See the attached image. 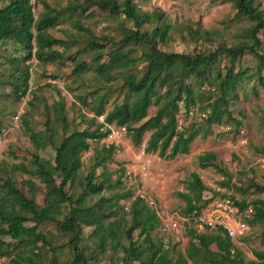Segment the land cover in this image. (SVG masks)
Returning a JSON list of instances; mask_svg holds the SVG:
<instances>
[{
    "label": "trees",
    "instance_id": "trees-1",
    "mask_svg": "<svg viewBox=\"0 0 264 264\" xmlns=\"http://www.w3.org/2000/svg\"><path fill=\"white\" fill-rule=\"evenodd\" d=\"M233 1L236 16L250 23L242 30L243 38L230 45L221 41L213 49L194 53L161 50L158 45L168 43L173 24L160 11H142L133 0L120 3L116 0H84L82 3L67 5L72 13H84L92 5L107 9L112 14L121 9L125 19L133 23V26L121 27L120 39L111 38L113 46L105 60L101 61L102 53L99 52L105 47L104 44L94 39L87 42L91 51L95 52L92 64L72 57L76 78L92 70L100 88L119 79L124 96L120 103L106 110L107 93L100 92L99 87L92 90L89 93L94 104L91 107L94 113L90 119L92 128L73 130L68 135H59L54 127L55 120L64 121L61 114L63 103L54 106V121H47L44 130L33 129L26 114L29 109L18 116L34 150L51 147L54 156L52 159H43L33 154V172L22 163L15 166V170L33 173L40 178L42 185L34 189L36 184L29 182L32 187L28 194L16 186L10 177L3 178L0 166V258L7 257L14 262V257L19 252L23 253L22 248L28 247L30 254L26 256L27 263L40 264L43 261L40 245L45 244L54 252V247H50L44 239L40 226L53 221L60 205L66 203L69 206L68 213L60 226L73 232L68 244L73 246L74 257L69 264H99L101 261L97 260L99 255L94 254L89 259L80 253L77 241L81 238L82 226L94 227L97 236L95 244L103 254L107 245L113 244L115 251L105 260V264H187V259L193 260L195 264H237L242 261L240 250L221 230L204 228L196 231L194 226L190 227L192 223L195 225L190 215L192 210L201 209L214 197L204 196L207 187L196 172H192L187 181L186 185L192 194H185L186 208L183 215H180L188 217L184 222V232L188 227V247L175 259L169 256V245L173 240L169 239L164 244V236L153 234L154 231L160 233L161 228L156 209L135 195L130 186L126 187V169L119 173L115 182L110 181L109 172H102L103 177L97 180L95 170L98 167L104 168V163L112 160L114 144L93 151V164L84 176V187L77 198L74 199L65 190V185L72 184L78 176L82 166L81 154L90 149L88 140L99 142L109 133L105 125L125 127L133 145H144L145 153H153V157L158 154L165 159L188 153L197 136L206 138L208 135L206 128L195 121L183 126L178 119L180 112L192 120L196 116L201 118L207 126L226 124L233 125L235 130L240 126L241 122L232 115L230 106H233L237 98V89L242 85V80L248 79L254 83L253 90L257 84L264 87V42L259 38L260 31L264 29V10L259 8L255 0ZM34 5L30 0H7L0 6V45L11 46V50H7L10 57L7 58L9 70L6 82L17 99L28 93L31 81L30 63L20 65L21 62L32 58L38 63L63 59L64 53L54 50V45H61L65 51L70 44L67 40L55 38L47 30L57 25L63 14L46 5L47 10L35 17ZM73 24L79 29L83 27L78 20H74ZM145 24L149 28L142 30ZM188 31L193 40H208L212 36L211 31L200 26H190ZM245 54L252 55L255 68L248 66L235 69ZM223 60L225 64H222ZM139 63L142 64L141 68H138ZM85 96L76 93L75 102L87 105ZM26 103L29 107L33 102ZM151 106H155L156 110L154 114L148 115ZM100 115H103V122L96 123ZM146 132L150 134L144 142ZM9 151L13 155V151ZM216 159L214 151H206L197 156L201 168L212 167L229 177V173L216 163ZM220 184L227 185L225 182ZM114 186L120 189L109 197L99 195L96 202L84 206L83 202L88 195L114 190ZM257 188L264 191V186ZM122 199L129 201L128 206L119 203ZM235 203L239 209L249 204L244 200H235ZM250 204L254 212L249 222L264 221V200L256 199ZM117 209L130 215L129 226H125L127 220L123 216L117 217ZM111 217H115L114 220ZM134 229H138V232L133 239ZM119 232L129 241L128 244H120V254L116 253ZM262 238L264 242V228ZM254 255L256 260H252L251 264H264V250L254 251ZM45 263L66 264L57 263L54 255Z\"/></svg>",
    "mask_w": 264,
    "mask_h": 264
},
{
    "label": "rangeland",
    "instance_id": "rangeland-1",
    "mask_svg": "<svg viewBox=\"0 0 264 264\" xmlns=\"http://www.w3.org/2000/svg\"><path fill=\"white\" fill-rule=\"evenodd\" d=\"M83 1L35 0L33 8L35 17L47 10L46 5L54 7L63 14L60 22L47 30L55 38L67 40L70 44L68 50L65 51L61 45H54V50L64 53L65 58L63 59L38 63L32 58L29 61L21 62L20 65L30 63L31 81L28 93L20 99L11 93V86L6 82L9 70L7 58L10 57L7 50H11V46L0 45V125L2 127L0 133V166L3 178L10 177L16 186L26 191L27 194L32 187L29 182L32 181L33 184H36L34 189L36 186L42 185L40 178L33 173H24L20 169L15 170V166L22 163L33 172V154H37L43 159H52L54 152L51 147L35 151L18 116L20 117L29 109L26 114L33 129L36 131L44 130L47 121H54V106L63 103L61 114L64 121L55 120L54 127L59 135H68L73 130L92 128L90 119L94 117L91 109L94 104L89 94L92 90L99 87L100 92L107 93L106 110L111 109L114 104L120 103L124 96V90L120 89L121 80L119 79L100 88L101 85L96 80L92 70L85 72L78 78L73 73L74 62L72 57L88 64H92L94 61L95 52L91 51L87 45L89 39L104 44L105 47L99 51L102 53V61L106 59L108 51L113 46L112 42L114 41L111 38L120 39L121 27L124 25L133 26V23L125 19V15L120 12L121 9L118 13L112 14L107 9H100L92 5L84 13L80 11L72 13L71 9L67 7L70 3L76 4ZM122 1L116 0L117 3ZM6 2L7 0H0V6ZM133 2L142 11L162 12L166 19L173 24L168 43L158 45L161 50L165 51L206 52L215 48L221 41L230 45L239 38L240 40L243 38L241 36L242 30L250 24L248 20L236 16L233 0H133ZM255 3H258L259 8L264 10V0H255ZM74 20L79 21L80 25L83 26L82 29L74 26ZM190 26H200L207 29L211 31L212 36L208 40L203 38L193 40L188 31ZM145 27L149 28L145 24L141 27L142 30L147 29ZM259 38L264 42V29L260 31ZM222 64H225V60L222 61ZM248 66L255 68V61L251 54H245L236 64L235 69ZM141 67L142 64L139 63L138 68ZM253 84L248 79H243L242 85L237 89V98L233 101V106H230L232 115L241 122L236 130L233 125L226 124L207 126L201 118L196 116L192 120L184 112H180L178 119L183 126H188L192 121H195L199 126L206 128L208 135L206 138L197 136L191 143L188 153L176 155L172 159H165L158 154H155L154 157L149 156L153 153H145L142 147L144 145H133L130 134L126 132L127 129L117 134L115 140H105L104 142L103 138L97 142L89 139L90 149L81 154L82 166L78 176L72 184L67 183L65 185V190L74 199L77 198L84 187V176L93 164V151L112 143L115 146L112 160L106 161L104 168H96L97 180L103 177L102 172H109L110 181L115 182L119 173H123L125 169L126 171L134 170L137 172V164L142 163L143 158L145 160L151 158L148 168L141 173H136L130 179L127 178L125 185L126 187L130 186L135 194L140 190L146 191L154 197L159 210L174 217L183 215L186 208L185 194H192L186 185L192 172L198 173L201 181L207 187L203 192L206 197L215 195L213 189L220 187L223 193L230 195L237 201L244 200L246 203H252L256 199L264 200V191H259L257 188V186H264V87L257 84L253 90ZM110 85L111 87H108ZM107 87L110 89L108 90ZM76 93L86 95L85 100L88 104L83 105L80 102H75ZM27 101L33 102L35 105L32 103L28 107ZM155 110L156 107L151 106L148 109V115L154 114ZM97 122H101L99 118L96 119ZM109 126L110 128H117L115 125ZM149 134L150 132L144 134V142L148 139ZM10 149L13 151V155L9 153ZM206 151L216 153V163L229 173V177L222 175L212 167L201 168L199 166L197 156ZM57 180L59 179L57 178ZM220 182H225L227 185L223 186ZM118 188L114 186V190H103L100 194L88 195L83 204L86 206L96 202L99 195L109 197ZM37 202L40 201L37 200ZM119 203H125L128 206L129 201L122 199ZM68 209L69 206L63 203L59 207V212L54 215V220L43 227L40 226L44 239L50 247H54L53 252L47 248V245H40L43 260L40 264H46L45 260L47 261L53 255L57 263L66 262L69 264L73 259V246L68 244L73 232L60 226L68 213ZM120 216L127 220L125 226H129L130 215L117 209V217ZM114 218L111 217L112 220ZM186 226L189 225L186 224ZM193 226L196 231H202L192 223L190 227ZM263 228L264 221L251 222L249 232L234 241L242 256V261L237 264H251L252 260H256L254 251L264 250ZM187 229L188 227L182 235L169 245V249H171L169 256L173 259L179 253H184L188 247ZM93 230V226H82L80 228L81 238L78 239L77 246L80 253L85 257L91 259L92 255H99L97 256V260H101L99 264H105V260L115 251L114 246L109 243L105 253L100 252L95 244L97 236ZM137 232L138 229H134L133 239L136 238ZM153 234L154 236L168 237L167 233L161 231L160 233L154 231ZM123 235L122 232H119V244L116 248L118 254H120V244H128L129 242ZM173 244L174 248H172ZM21 252L23 253L19 252L14 257V262L7 257H1L0 264H28V260H26V256L30 254L28 247L22 248ZM30 258L34 259L31 255ZM78 264L83 263L79 262ZM187 264H195V262L187 259Z\"/></svg>",
    "mask_w": 264,
    "mask_h": 264
},
{
    "label": "built area",
    "instance_id": "built-area-1",
    "mask_svg": "<svg viewBox=\"0 0 264 264\" xmlns=\"http://www.w3.org/2000/svg\"><path fill=\"white\" fill-rule=\"evenodd\" d=\"M34 1L35 0H30L32 3ZM98 118L100 121H103V115H100ZM108 127L110 128V126ZM123 131H125V127L110 128V132L103 141L115 140L116 135ZM106 146L108 147L109 144ZM149 156L153 157V155ZM150 160H145V158H143L141 160L143 164L139 163L140 166L137 164V172L141 173L148 168ZM137 172L134 170H127L126 174L131 178ZM215 193H217L218 196L210 199L201 209L198 210L195 208L192 210L190 214L191 218H193L197 227L211 230L219 229L234 243L236 239L245 236L249 232V218L254 212L253 205L247 204L243 209H239L238 205L235 203V199L228 194L223 195L220 187L215 188ZM135 195L141 198L149 207L156 209L161 221L160 231L168 234V237H163L164 244H166L169 239L176 240L178 236L182 235L184 222L188 220V217L178 215L174 217L169 214H161L159 212L160 210L157 208L154 197L144 190L138 191Z\"/></svg>",
    "mask_w": 264,
    "mask_h": 264
},
{
    "label": "crops",
    "instance_id": "crops-1",
    "mask_svg": "<svg viewBox=\"0 0 264 264\" xmlns=\"http://www.w3.org/2000/svg\"><path fill=\"white\" fill-rule=\"evenodd\" d=\"M215 188H216V187H215ZM215 188H214V191H215ZM222 194H223V195H226V194L223 193V192H222ZM151 196H152V195H151ZM217 196H218V194L216 193V194L214 195V197H217ZM207 198H210V197H207ZM249 204H250V203H249ZM159 212H160L161 214H167L166 212H162L161 210H160ZM195 226H196V225H195ZM196 228L199 229V230H204V229H201V228H199V227H197V226H196Z\"/></svg>",
    "mask_w": 264,
    "mask_h": 264
},
{
    "label": "clouds",
    "instance_id": "clouds-1",
    "mask_svg": "<svg viewBox=\"0 0 264 264\" xmlns=\"http://www.w3.org/2000/svg\"><path fill=\"white\" fill-rule=\"evenodd\" d=\"M31 3H32V2H31ZM34 3H35V1H34L32 4H34ZM98 117H99V116H98ZM101 122H103V121H101ZM108 126H109V125H106L105 128H109ZM117 127H120V126H117ZM109 131H110V128H109ZM106 136H107V135H106ZM106 136H105V137H106ZM104 139H105V138H104ZM104 139H103V140H104ZM110 144H111V143H110ZM105 145H106V144H105ZM105 147H107V146H105ZM135 172H136V171H135ZM137 173H138V172H137ZM135 174H136V173H135ZM126 175H127V174H126ZM127 176H128V175H127ZM131 178H132V177H131ZM128 179H129V177H128ZM249 224H250V222H249ZM183 232H184V229H183ZM242 237H243V236H242ZM240 238H241V237H240ZM238 239H239V238H238ZM236 240H237V239H236ZM233 244H235V242H234Z\"/></svg>",
    "mask_w": 264,
    "mask_h": 264
}]
</instances>
